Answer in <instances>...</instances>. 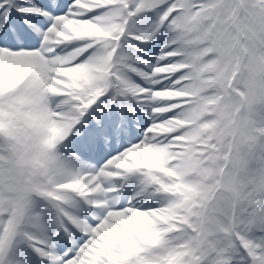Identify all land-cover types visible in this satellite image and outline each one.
Here are the masks:
<instances>
[{
	"label": "snow or ice",
	"instance_id": "6c2138e0",
	"mask_svg": "<svg viewBox=\"0 0 264 264\" xmlns=\"http://www.w3.org/2000/svg\"><path fill=\"white\" fill-rule=\"evenodd\" d=\"M0 264H264V0H0Z\"/></svg>",
	"mask_w": 264,
	"mask_h": 264
}]
</instances>
